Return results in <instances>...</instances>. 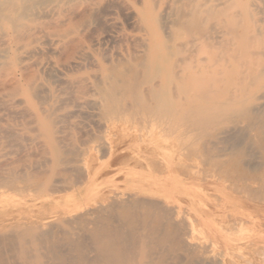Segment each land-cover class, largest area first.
Returning a JSON list of instances; mask_svg holds the SVG:
<instances>
[{
  "label": "bare ground",
  "instance_id": "bare-ground-1",
  "mask_svg": "<svg viewBox=\"0 0 264 264\" xmlns=\"http://www.w3.org/2000/svg\"><path fill=\"white\" fill-rule=\"evenodd\" d=\"M0 41V264H216L203 196L264 209V0H0Z\"/></svg>",
  "mask_w": 264,
  "mask_h": 264
},
{
  "label": "rangeland",
  "instance_id": "rangeland-1",
  "mask_svg": "<svg viewBox=\"0 0 264 264\" xmlns=\"http://www.w3.org/2000/svg\"><path fill=\"white\" fill-rule=\"evenodd\" d=\"M120 12V13H119ZM124 12V13H123ZM125 12L126 11H121V10H119L118 11V13L116 14V17L118 18V21H119V23H120V27H121V29L123 30V32H130V33H132V31H133V27H132V25L130 24L131 22H130V20H128V18H127V13L125 14ZM122 15H125V17L127 18H125L124 16L122 17ZM120 16V17H119ZM125 18V19H124ZM129 26V27H128ZM0 46L2 47L3 45H2V42L0 41ZM0 47V48H1ZM39 57H38V59H41V61H45L47 58H48V55H46V54H39L38 55ZM4 112L2 111L1 112V115L3 114ZM0 115V116H1ZM9 119L10 120H12V122L14 123V124H17L21 119L20 118H18V117H16V116H11V117H9ZM159 130V129H158ZM116 135H118V133L116 134ZM121 135V134H120ZM156 135H158V134H156ZM98 155L99 156H102V154L100 153H98ZM37 156V155H36ZM176 156V154L174 153V157ZM36 158H38V156L36 157ZM106 159V160H105ZM199 159V160H198ZM197 160L196 159H191V161L189 160V161H187L188 159H186V163L188 164V165H190V164H193V165H195V166H193L192 165V167H191V165L189 166L190 167V169L191 170H195V168H196V170L195 171H193V172H200L199 174L196 172V174H198L197 176H196V174L195 173H191V180L192 181H194L195 183H197V184H199V185H201L203 188H213V187H215V185H217V183H215V181H216V179H217V173L215 172L214 173V171L213 172H209V171H212V169H210L208 166H204V165H202V161H201V159L200 158H198ZM109 160V159H108ZM108 160H107V158L106 157H102V159H101V162H105L104 163V165L102 166V169H105L106 168V163H108ZM199 161V163H197V162ZM191 162H193V163H191ZM197 164H196V163ZM202 162V163H201ZM201 163V164H200ZM200 165V166H199ZM206 167V168H209V171H207V169H206V171H203L204 169H202L201 167ZM198 167V168H197ZM199 168H201V170L199 169ZM107 169V171H108V168H106ZM110 169V168H109ZM111 170H113V167L111 168ZM102 171V174L106 171V170H101ZM192 172V171H191ZM205 172H206V174H205ZM208 172V173H207ZM210 173V174H209ZM112 175H113V173H111ZM111 174L110 175H106V177H105V179H107V178H109L110 176H111ZM193 174H195V175H193ZM211 174H212V176H211ZM214 174V175H213ZM105 175V174H104ZM193 175V176H192ZM202 175V176H201ZM117 176H119V177H117ZM196 176V177H195ZM201 176V177H200ZM216 176V177H215ZM116 177V179H121V177H122V175L121 174H118V175H115V176H113L112 178H115ZM198 177V178H197ZM202 177H205L204 178V180H202V181H200V179L199 178H202ZM209 178V179H208ZM194 179V180H193ZM196 180V181H195ZM121 184H123L122 183V181H121ZM220 193V192H219ZM226 193L229 195V196H231V197H233V196H235L234 195V193L232 192V191H230L229 189H227V191H226ZM141 196L142 197H150V195H148V194H141ZM204 198H205V201L208 203V205H209V207H213V208H211L210 209V211H209V213L208 214H204L205 216H207V217H209V219L210 220H212V222H214V224H211V226L208 228L207 226H204L203 224H202V221L201 220H199L198 219V223H200L199 225L197 224V227L194 229V231L195 232H193V233H195V235H194V239L196 240V241H200V242H205L206 244H208L209 245V249L210 250H212V251H210V253L212 254V255H214V256H216V258H218V260H217V262H216V264H229L230 262V264H233L234 263V261H235V264H237V263H241V264H250L252 261H254V262H252V264H255V262L257 263V264H264V261H262L261 259H264V256H263V252L264 251H262V250H264L263 249V247H264V209H262V210H259V209H257V208H250V206H249V202L248 201H245V200H243V201H237L238 202V205L240 204L241 205V208H240V210L242 211V210H245L244 212H248V211H252L255 215H257V217H256V219H254V220H247V219H245V220H243L244 222H243V225H242V227L244 226H246L245 228H243V229H240V230H242L241 232L238 230L237 231V229L235 228V227H237L238 229H239V227L241 228V226H240V222H238L237 220H235V218L233 217V216H231V212H232V207L230 208L229 206H226V207H228V208H226V207H221V206H218L215 202H213L211 199H208V197H206V196H203ZM237 202H235V205L237 204ZM186 207H188L187 205H185ZM237 215H239V217H240V215L241 214H237ZM243 217V216H242ZM226 221V222H225ZM229 221V222H228ZM230 221H233L234 223H238L239 224V227H238V225H237V223L236 224H233V222H231L230 223ZM236 221V222H235ZM226 223V224H225ZM228 223H230L232 226H235V227H232V228H229L230 230L231 229H233V228H235L236 230H234V232H232L231 231V233H233V234H231L230 233V231H227L226 230V226H230V224H228ZM253 223V224H252ZM223 224H224V227L225 228H223ZM245 224V225H244ZM221 225H222V227H221ZM237 225V226H236ZM248 225V226H247ZM202 229H201V228ZM231 227V226H230ZM247 227H248V229H247ZM249 229H252V230H249ZM249 230V231H248ZM200 231V232H199ZM235 231H237V232H240V234L239 233H237V232H235ZM252 231V232H251ZM254 231V232H253ZM197 232L199 233V236H201V238L199 239L198 237H197ZM203 233L202 235L200 234V233ZM243 232V233H242ZM250 234H249V233ZM253 233V234H252ZM262 233V234H261ZM206 234V235H205ZM253 235V236H252ZM257 235V236H256ZM263 235V236H262ZM205 236V237H204ZM229 236V237H228ZM255 236V237H254ZM198 238V240H197V238ZM206 238H208V239H206ZM233 238V240H235L236 242H233V240L231 241V239ZM212 242H211V241ZM237 240H240V242L239 241H237ZM220 241V242H219ZM241 244H239V243ZM250 242V243H249ZM247 243V244H246ZM213 244H215V245H213ZM263 244V245H262ZM261 246L262 247V250H261V247L259 248V246ZM242 246V247H241ZM238 248V250H236V248ZM257 247V248H256ZM213 248H214V250H213ZM218 248V249H217ZM230 248V249H229ZM234 250H233V249ZM243 248V249H242ZM254 248L257 250V251H259V253L257 252V254H260V253H263L262 254V257L263 258H261L260 257V255H258V258H257V256H256V254L254 255V253H255V250H254ZM258 248H259V250H258ZM227 249H229L228 251H230L231 250V252H228L227 251ZM246 249V250H245ZM217 250V251H216ZM219 250V251H218ZM232 250L233 251H235V254H233L232 255ZM239 250H240V252H239ZM262 252H261V251ZM220 251H222L221 253L223 254V256L221 255V253H219ZM241 251H244V252H246L247 253V251H248V255H246L244 252H241ZM254 251V252H253ZM217 252V253H216ZM237 252H239L241 255H239V253H237ZM231 253V254H230ZM216 254V255H215ZM226 254V255H225ZM252 255V257H251V255ZM228 255H231V256H228ZM218 256H220V258L218 257ZM228 257V259H229V262H228V259H227V261H226V258ZM235 256H238L237 258L235 257ZM243 256H244V258H243ZM230 257V258H229ZM245 257L247 258V260L249 259V261H247L246 259H245ZM259 257H260V259H259ZM241 258H243L242 259V261L243 260H245V262H240L241 260H239V259H241ZM253 258V259H252ZM220 262V263H219ZM228 262V263H227ZM233 262V263H232ZM248 262V263H247Z\"/></svg>",
  "mask_w": 264,
  "mask_h": 264
}]
</instances>
